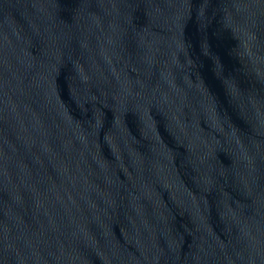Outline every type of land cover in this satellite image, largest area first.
I'll return each instance as SVG.
<instances>
[{
  "label": "water",
  "instance_id": "1",
  "mask_svg": "<svg viewBox=\"0 0 264 264\" xmlns=\"http://www.w3.org/2000/svg\"><path fill=\"white\" fill-rule=\"evenodd\" d=\"M0 264H264V0H0Z\"/></svg>",
  "mask_w": 264,
  "mask_h": 264
}]
</instances>
